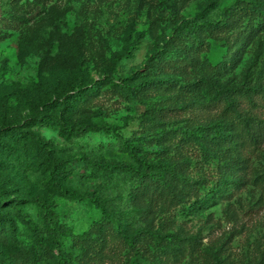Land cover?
Wrapping results in <instances>:
<instances>
[{
  "label": "rangeland",
  "instance_id": "374dc122",
  "mask_svg": "<svg viewBox=\"0 0 264 264\" xmlns=\"http://www.w3.org/2000/svg\"><path fill=\"white\" fill-rule=\"evenodd\" d=\"M263 122L264 0H0V264H264Z\"/></svg>",
  "mask_w": 264,
  "mask_h": 264
},
{
  "label": "trees",
  "instance_id": "16d2710c",
  "mask_svg": "<svg viewBox=\"0 0 264 264\" xmlns=\"http://www.w3.org/2000/svg\"><path fill=\"white\" fill-rule=\"evenodd\" d=\"M229 21H230L229 17L226 15L222 19L213 21V22L209 20H202L200 22H196L194 19H184L175 27V30H173L171 34H168L166 38L160 39V45H157L156 43L158 40V37H157V39H155L153 43V47L151 51L154 52L158 50L159 48H168L173 44L174 41L178 40L185 34H188V31H193V30H198L200 32L213 31L215 32L214 33L215 35L213 34L211 38L213 39V41H216V40L218 41V39H220V35H219V32L221 31L220 28L221 27L225 28V26H228ZM195 39L197 40L199 44L202 42L200 38L196 37ZM120 88H121L122 93L125 95L132 96L134 94L133 88L126 81L122 80V82L120 83ZM219 92L225 98L224 94L226 91L219 89ZM63 124H64V128H66L70 132H73L74 134H81L85 132L86 130L96 131V130H104L107 128H114V126H111V125H97V126L92 127L86 124L69 125L66 122H64ZM257 125L258 126H256L255 130L253 129L255 140H257V138L260 139L261 135L264 133V122L260 123V125L259 124ZM194 130L195 129H191V131H194ZM124 147L126 148V151L128 155L130 156L131 161L126 162V163H105L103 165L105 169L115 171V172H121V173H130L136 176H148V175H151V172L148 170L157 167V168H160L164 173H166L172 178H175V179L181 178L180 174L174 171V169L169 164H163L159 166L157 164H154L150 160H148L145 156L147 152L146 149L140 146L129 144V143H125ZM159 180L163 184H166V181L162 177H159ZM59 187L60 189H62L64 192H66L70 196H74L75 198H82L81 196L75 194L71 190L63 188L61 186ZM92 198L97 203V205L100 206V202L98 201V199L95 197H92ZM101 209L104 212H106V210L103 207ZM44 210H45L44 217L47 220V222L53 223L56 218V214L49 211L46 205H44ZM117 232L121 233L122 236L126 238L124 234L122 233V231L117 229ZM50 233L53 238H57L60 235L68 234V229L65 225H62V226L57 225L56 227L50 228ZM126 240L128 241L127 238ZM55 264H70V261L68 257H61L59 255L57 257Z\"/></svg>",
  "mask_w": 264,
  "mask_h": 264
},
{
  "label": "built area",
  "instance_id": "2783aa9c",
  "mask_svg": "<svg viewBox=\"0 0 264 264\" xmlns=\"http://www.w3.org/2000/svg\"><path fill=\"white\" fill-rule=\"evenodd\" d=\"M48 1H50V2H52V3H56V2L63 1V0H48Z\"/></svg>",
  "mask_w": 264,
  "mask_h": 264
}]
</instances>
